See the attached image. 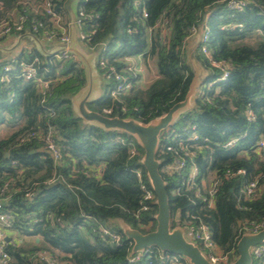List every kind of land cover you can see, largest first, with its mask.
I'll return each instance as SVG.
<instances>
[{
    "label": "trees",
    "instance_id": "obj_1",
    "mask_svg": "<svg viewBox=\"0 0 264 264\" xmlns=\"http://www.w3.org/2000/svg\"><path fill=\"white\" fill-rule=\"evenodd\" d=\"M19 1L0 0V18ZM65 1L52 0L57 12L61 13ZM134 1L78 0L89 17L82 31L93 32L88 45L95 50L104 45L100 56L132 85L137 76L127 72L128 58H155L158 78L146 90L132 87L119 101L112 99L108 84L87 107L102 115L104 109H111L109 117L148 123L184 100L195 68L211 71L204 82L208 87L195 97L194 108L180 117L182 126L177 130L187 128L198 136L200 149L191 161L198 168L197 185L202 188L200 180L211 173L219 178L213 208L196 199L195 190L182 187L174 194L183 177L163 179L172 220L177 211L181 220L186 212L197 215L233 262L240 223L264 219V154L252 152L264 133V0H242L241 10H230V0H140L146 19L134 9ZM157 22L166 24L165 37L160 30L149 36L148 30ZM201 25L208 30L207 48L213 59L229 67L225 79L199 53V44L194 50L184 46L190 30ZM26 27L31 31L29 24ZM33 60L38 61L37 76L50 82L44 95L36 81L18 77L21 60L14 64L9 80L0 84V128L13 130L0 139V187L8 184L5 211L14 217V228L21 235L39 237L43 244L8 247L12 264H36L38 251L57 255L65 264H130L132 244L119 222L143 234L156 226L155 203L151 211L136 215L142 192L134 171L141 170L149 186L141 165L143 151L127 134L105 132L83 123L76 114L71 99L85 86L77 62L40 54L29 56L27 62ZM49 128L61 153L58 164L44 149ZM231 141L235 143L226 146ZM130 145L138 150L134 158H130ZM227 170H244L245 175L225 178ZM253 179L256 197L245 200L242 189ZM176 224L172 221V226ZM100 228L119 234L121 241L101 238ZM131 264L170 263L162 262L154 250ZM252 264H264V259Z\"/></svg>",
    "mask_w": 264,
    "mask_h": 264
},
{
    "label": "built area",
    "instance_id": "obj_2",
    "mask_svg": "<svg viewBox=\"0 0 264 264\" xmlns=\"http://www.w3.org/2000/svg\"><path fill=\"white\" fill-rule=\"evenodd\" d=\"M2 4L0 3V8ZM20 10H17L15 14H6L5 17L0 18V39L10 35L21 34L24 32L26 24L31 27V33L35 36H40L49 41H58L61 44L62 51L55 55L57 60L74 61L73 55L69 52L71 44V38L67 32L66 27L62 22V17L59 12L55 10V5L52 0H21L17 3ZM245 6V2L242 0H230L228 8L230 10H241ZM133 7L137 10L143 19L148 17L146 10L142 7L140 0H135ZM86 15L80 8L77 13L75 24L80 29V38L86 43H89L90 36L93 34H85L82 31V26L85 20H88ZM160 30L163 37L167 34V27L165 23L157 22L153 28L148 30L149 36L156 31ZM130 32V31H129ZM197 36L199 44V53L203 55L209 64L222 72L221 79H225L228 75V65L215 61L212 57V53L207 48V42L209 41L208 30L205 25L199 27H193L190 30V37L184 42L186 46L188 40ZM100 51H104V45H102ZM38 61L34 60L29 63L19 64V75L24 81H36L42 94L44 95L50 88V82L44 81L37 76ZM14 62L6 63L0 73V84L9 80V73L14 69ZM98 68L101 71L102 76L106 80L107 84L112 85L111 97L113 100L119 101V97L132 89L133 85L128 77L124 76L122 72H119L115 65L108 63L107 59L103 56H99ZM127 72L132 76L138 74L137 69L129 65ZM203 86V85H202ZM201 86V87H202ZM199 88L196 96L203 95V90ZM206 86L205 88H207ZM121 111L125 113V109ZM104 116L109 117L111 115V109H104ZM191 130H194L192 127ZM198 136L190 132L187 128L177 130L174 126L166 129L159 136V145L156 153V159L160 161V173L163 176L183 177L182 184L174 190V194H179L182 187H186L189 190H195V198L205 203V207L208 209L214 206V197L217 193V187L219 184V178L211 173L207 179L200 180V188L197 185L198 168L191 163L196 157L197 151L200 149L198 144ZM25 138H22L20 142H24ZM44 149L50 154L54 164L61 162V153L55 145L53 140V133L51 128L48 129L47 134L43 137ZM122 143L123 141L120 140ZM235 141L229 142L226 146H231ZM252 152L255 154H264V133L259 137L254 145ZM138 150L135 145H130V158L136 157ZM187 167H190V173L185 179L184 171ZM135 176L139 182V188L142 192V201L140 208L136 215L141 212H149L152 210V205L155 203V194L151 187L143 181V174L141 170L134 171ZM237 175H245L244 170H238L231 172L227 170L225 172V178H233ZM256 180L253 179L242 189V194L245 200H252L256 197ZM8 184H4L0 187V264H12V258L8 253V247L19 248L23 247L18 242L16 236L20 235L18 230L14 228V217L5 211L4 202L6 201V191ZM205 191V195L202 192ZM183 231L184 237L187 241L192 242L205 256L206 260L211 264H230V257L225 254L219 246L212 240V235L209 226L203 222L197 215L186 212L183 219H180L178 223ZM264 229V219L261 221H243L239 226V238L243 234H254ZM100 237L108 238L114 243L121 241V236L115 232L110 231L107 228H100ZM9 238V242L6 239ZM132 249V247H131ZM157 251L159 259L164 262L168 261L170 264H191L188 259L172 256L160 252L157 249H147L144 253H129L128 263H134L143 256H148L152 252ZM252 260L261 261L264 259V243L251 248ZM57 255H51L47 251H38L35 255L37 259L36 264H65L63 261L56 258Z\"/></svg>",
    "mask_w": 264,
    "mask_h": 264
},
{
    "label": "water",
    "instance_id": "obj_3",
    "mask_svg": "<svg viewBox=\"0 0 264 264\" xmlns=\"http://www.w3.org/2000/svg\"><path fill=\"white\" fill-rule=\"evenodd\" d=\"M69 52L75 54L83 63L85 87L72 99L71 103L83 123L91 124L105 132L117 131L127 134L142 149L141 165L155 194L157 212L154 216L155 229L148 233L131 228L119 222L125 238L131 242V253H144L147 249H157L162 253L188 259L191 264H211L202 252L192 242L184 237V231L178 224L181 219L179 211L172 220L166 182L160 173V161L156 159L159 145V136L163 131L172 127L178 118L194 108L196 90L200 87L199 70L194 69L192 81L184 100L174 104L162 116L142 123L132 118L107 117L88 109L99 93L100 81L96 75L90 58L74 46L69 47ZM60 52L62 49L59 50ZM172 221L176 222L172 226ZM9 242V238L6 239ZM264 243V229L254 234H243L236 245L237 258L230 264H252L251 248Z\"/></svg>",
    "mask_w": 264,
    "mask_h": 264
},
{
    "label": "crops",
    "instance_id": "obj_4",
    "mask_svg": "<svg viewBox=\"0 0 264 264\" xmlns=\"http://www.w3.org/2000/svg\"><path fill=\"white\" fill-rule=\"evenodd\" d=\"M68 3H69V0H66L64 2V5L60 13L62 17V22L64 26L66 27L67 32L71 38L70 46H74L76 49H78L80 52L85 54L86 57L90 58L92 61V65L94 66L95 73L99 77V81H100L99 93L96 94L98 98L103 93L105 86L108 85L106 80L102 76V74L99 72V68H98V59H99L101 51L100 49L95 50L93 47H90L88 43L81 40L80 29L75 24L77 13H78V10L80 9L78 5V0H74L72 5H70L69 8H66ZM16 7L10 10H7L6 14L11 15V14L17 13ZM42 40L48 41L50 43L57 42V41L46 40L45 38L43 37L41 38L40 36H35L30 32V30L27 27H25L23 34L10 35L5 38H1L0 39V66L3 67L8 62L16 63L18 62V60H21V63H29V61L27 62L28 57L33 54L34 55L40 54L45 58L47 57L54 58L55 55L60 53L59 50L61 49V47L60 48L55 47L53 51L49 50L43 45ZM188 46L191 47L192 50H194L198 46V38L196 39V36L190 38L186 44V47ZM71 54L74 57V61L77 62L84 71L83 63L79 60V58L75 54L73 53ZM152 63L153 64L155 63V67H153ZM125 64L127 65V67L129 65H132L137 69V72H138V74L136 75L137 80L135 84L133 85V87L135 88L146 90L158 78L155 58H150L148 56L147 57L138 56V57L125 59ZM198 70L200 72V69ZM199 79H200V73H199ZM203 84L204 82L200 80V87ZM199 88L196 90V94ZM12 132L13 130L10 129L8 126L1 127L0 128V139L7 138ZM18 242L22 244L24 248H32L33 246H36V245L37 246L43 245L41 239L36 236H23V239L18 240Z\"/></svg>",
    "mask_w": 264,
    "mask_h": 264
},
{
    "label": "rangeland",
    "instance_id": "obj_5",
    "mask_svg": "<svg viewBox=\"0 0 264 264\" xmlns=\"http://www.w3.org/2000/svg\"><path fill=\"white\" fill-rule=\"evenodd\" d=\"M73 1L74 0H69V3L67 4V7L66 8H69V6L70 5H72V3H73ZM42 38V37H41ZM253 41V40H252ZM42 43H43V45L46 47V48H48L49 50H54V48L55 47H61V44L57 41V42H55V43H50V42H48V41H45V40H42ZM143 60H144V58H143ZM152 65H153V67H155V63L153 64L152 63ZM2 70V67L0 66V71ZM101 73V72H100ZM212 73H211V71L210 70H205V69H201L200 70V80L202 81V82H206V78L208 77V76H210ZM206 85H205V83L203 84V86L201 87V89L202 90H206ZM175 128H179L180 126H182V122H181V119L180 118H178V120L176 121V123L173 125ZM190 173V167H187L186 168V170L184 171V175L185 174H189ZM17 238H18V240H22L23 239V237L22 236H20V235H18V236H16Z\"/></svg>",
    "mask_w": 264,
    "mask_h": 264
}]
</instances>
